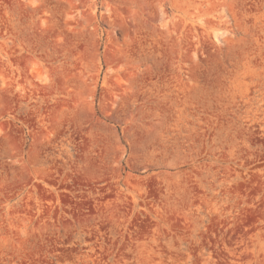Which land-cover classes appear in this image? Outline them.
<instances>
[{
    "label": "rangeland",
    "instance_id": "374dc122",
    "mask_svg": "<svg viewBox=\"0 0 264 264\" xmlns=\"http://www.w3.org/2000/svg\"><path fill=\"white\" fill-rule=\"evenodd\" d=\"M0 264H264V0H0Z\"/></svg>",
    "mask_w": 264,
    "mask_h": 264
}]
</instances>
